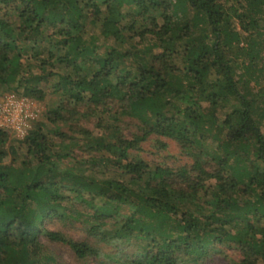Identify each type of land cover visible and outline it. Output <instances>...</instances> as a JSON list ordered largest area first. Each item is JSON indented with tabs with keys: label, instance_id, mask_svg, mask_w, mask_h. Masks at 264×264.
Wrapping results in <instances>:
<instances>
[{
	"label": "trees",
	"instance_id": "1",
	"mask_svg": "<svg viewBox=\"0 0 264 264\" xmlns=\"http://www.w3.org/2000/svg\"><path fill=\"white\" fill-rule=\"evenodd\" d=\"M182 1L204 15L211 36L197 47L185 41L179 67L170 62L175 42L191 28L185 22L182 35L167 37L176 26L173 0H0V10L12 7L0 15V84L16 82L36 99L44 86L51 88L61 97L47 112L54 124L66 119L62 111L69 105L93 114L117 106L149 124L131 138L106 127L86 144L84 151L108 153L100 160L113 173L103 179L76 163L61 166L58 160L72 152L64 147L81 146L57 125L59 141H67L60 153L51 151L54 141L40 124L12 142L0 128V264H52L42 235L66 244L79 259L99 256L98 242L135 235L148 243L122 264H182L209 256L216 244L235 245L237 264H264V135L254 115L264 118V106L255 105L264 95V0ZM125 15L129 23L122 22ZM93 28L116 47L95 44ZM146 34L161 51L127 65L136 54L117 46ZM242 40L245 47L238 45ZM228 99L229 111L219 115V103ZM150 134L175 140L193 162L172 169L130 158L128 149ZM208 139L221 153L205 148ZM21 149L31 158L5 162ZM73 203L83 207L73 208L77 213L91 216L83 224L93 242L43 226L45 218L73 219Z\"/></svg>",
	"mask_w": 264,
	"mask_h": 264
},
{
	"label": "rangeland",
	"instance_id": "2",
	"mask_svg": "<svg viewBox=\"0 0 264 264\" xmlns=\"http://www.w3.org/2000/svg\"><path fill=\"white\" fill-rule=\"evenodd\" d=\"M173 1L177 3L172 17L176 23V26L174 27L173 32L167 34V37H177L178 35H182L184 31H180V28L185 25V22H188L191 28L187 36L184 34L175 42V53L172 55L170 61L172 65L182 67L185 63L184 56H186L184 50L185 41H190L194 46L197 47L198 42H201L202 39L204 40L206 36L210 38L211 34L210 27L208 26L202 13L191 9L182 0ZM10 10H12L11 6H4L0 10V15L4 14L5 12H10ZM122 12L127 14L130 12V8L124 7L122 8ZM122 22L129 23V17L125 15ZM158 23L161 24V21L158 20ZM147 27L149 26L147 25ZM91 31L92 35L94 36L95 44L102 45L103 43L105 46L110 45L116 47L115 42L112 39H106L102 37L98 29L93 28ZM176 32L179 33L176 35ZM261 41V45L259 46H261L262 51H264V35L261 36ZM156 43L157 42L155 41L154 35L146 34V36H144L142 39L137 36L133 40L128 41V43L124 46H117V48L121 51L129 50L130 52L136 54V58L133 60L128 59L126 63L127 65H134V61L136 64L137 60H140L141 62H145L146 60L149 61L153 54H157L159 51H161V48L157 46ZM238 45L245 47L246 41L242 40L238 43ZM44 49V45L40 44L39 50L43 52ZM239 54L242 58H245L244 51V55L242 54V51L239 52ZM263 63L264 53L263 57L260 59L259 66L263 65ZM34 69L36 70V66H34L33 70ZM239 70L240 69H237V73H239ZM252 84L253 82H251L249 85ZM263 84L264 83L261 81L259 85ZM39 85L42 87L41 84ZM15 87L16 91L13 90ZM239 88L242 92H245V89L242 87ZM252 89L254 92H256L258 87L252 86ZM44 90L45 94L42 99H36L27 96L35 105L36 116L31 122V128L22 136H18L14 132L8 130V138L10 142L22 140L35 124H40L42 132L47 135L51 141H54L51 151L54 153L64 152V150L61 149H63L62 147L65 146L67 141H59L58 136L55 133V126L57 125L60 130L66 132L68 135L75 136L77 138L78 145L81 146H76V141H74V144L72 143V145L64 147L65 149H69L72 152L68 157L58 160V162L61 163V166L67 164L72 165L76 163L80 165L81 171L86 174L95 176L99 179L109 177L113 171L110 170L109 172L108 167L107 169L102 166L103 161L101 160L103 159L100 160V156L107 155L108 153L104 149H101L99 152L84 151L86 144L91 143L93 139L101 136L106 131V127L110 128V130L111 127L116 128L117 133L123 135L125 138H131L136 133L141 134L144 128L149 127L148 123H145V121L138 117L122 115L120 109L116 108L117 106L113 107L112 113L108 111L102 112L101 109H99L100 111H97L96 114H93L90 113L88 108L85 106L80 105L77 109H73V106L69 105L68 109L62 111V114L66 119L64 121L59 120L56 122V124H54L48 120L47 112L56 107L61 97L60 95L52 93L51 88L44 86ZM9 91H14L18 94L24 95L22 94L23 88L20 85H17L16 82L0 84V98L4 93ZM252 94H250L248 98L251 97ZM263 99L264 95L257 97L255 100V105H258V107L264 106V101H262ZM232 102L233 100L228 99L226 102L219 103V107L217 108L218 114L222 115L223 112L229 111ZM73 110H76V112L78 111V113H73ZM113 113H115L116 119H114L112 116ZM254 115L257 118L258 125L264 135V118L258 116L259 114L257 111L254 113ZM79 128L87 130L89 137L86 138L85 135H82V132L79 131ZM205 148H207L212 154L221 153V151L216 149L214 139H208ZM128 152L131 155L130 158H134V160H142L154 165L171 167L172 169H177L183 165L191 164L194 160L192 156L188 155L186 151L182 149L178 142L171 138L156 134L148 135L144 140L137 144L136 148L128 149ZM27 156L28 155L25 152V149H21L16 154H8L5 157V162H9L14 165H20L23 161H26L25 159ZM29 157L31 158V156H28V158ZM54 159L56 158L54 157ZM91 159H94L95 161H92ZM69 203L70 202H68V204ZM69 208L75 214L73 219H59L57 217L45 218L43 220V226L46 229L58 231L73 240H88L93 242L94 238L89 236L87 229L83 224L85 219H90L91 216L89 213H77L73 208L82 211L83 207H80L79 205H69ZM40 240L47 248V252L51 254L53 259L51 261L52 264H122V262L133 258L135 254L140 253L148 243L147 240L137 238L135 235L129 238H122L118 241L113 240L112 243L98 242L97 246L101 251L99 256L90 257L87 259H79L66 244L50 241L43 235L40 236ZM215 247L216 250H211L209 256H204L200 259L196 258V256H190L186 258V261H183L182 264H237L241 258L240 251L235 245L230 246L228 244H216Z\"/></svg>",
	"mask_w": 264,
	"mask_h": 264
},
{
	"label": "built area",
	"instance_id": "3",
	"mask_svg": "<svg viewBox=\"0 0 264 264\" xmlns=\"http://www.w3.org/2000/svg\"><path fill=\"white\" fill-rule=\"evenodd\" d=\"M36 116L34 103L25 95L14 91L4 93L0 98V128L24 135Z\"/></svg>",
	"mask_w": 264,
	"mask_h": 264
}]
</instances>
